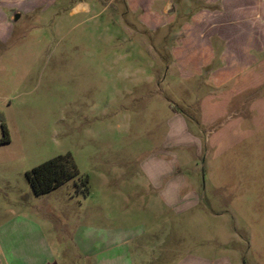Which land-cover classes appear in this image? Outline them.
<instances>
[{
  "label": "rangeland",
  "instance_id": "374dc122",
  "mask_svg": "<svg viewBox=\"0 0 264 264\" xmlns=\"http://www.w3.org/2000/svg\"><path fill=\"white\" fill-rule=\"evenodd\" d=\"M14 1L0 7V221L13 211L98 225L99 215L126 213L153 228L139 241L163 264L188 254L264 264V0L257 63L223 85L212 76L225 66L219 23L248 0L154 7L176 19L171 26L144 21L146 0L139 9L126 0ZM208 35L216 57L195 60L199 74L187 58L206 52ZM65 155L89 194L69 182L36 196L26 173Z\"/></svg>",
  "mask_w": 264,
  "mask_h": 264
},
{
  "label": "crops",
  "instance_id": "0c3cea01",
  "mask_svg": "<svg viewBox=\"0 0 264 264\" xmlns=\"http://www.w3.org/2000/svg\"><path fill=\"white\" fill-rule=\"evenodd\" d=\"M139 1L126 0V3L130 8L139 9ZM174 2L146 0L145 10L149 13L144 17V21L155 26L173 25L176 21L174 17L165 19L152 11L154 7L168 11ZM11 4L15 5L17 2L0 0L1 8ZM260 4V0H248L242 4L238 2L236 18L222 17L219 23L220 35L216 37L220 43H224L220 59L225 66L221 69L220 77H217L215 72L212 73L217 83L223 85L229 79H237L238 75L251 70L257 63L256 54H260L258 43L262 27ZM82 7L90 13L93 6L84 4ZM12 11L14 10L10 12ZM12 17L13 20L17 19V16ZM154 19H157V22L154 23ZM212 24L206 22L208 26ZM213 38V35L204 38L206 43L203 50L206 52L199 51L187 58L189 66L192 65L199 74H202L203 70L193 66L194 61L203 59V65L208 66L216 57ZM194 41L199 42L197 39ZM175 182L176 185L172 186L173 192L176 186L181 187L179 181ZM186 183L190 185V182ZM175 197L178 199L179 195H174L172 199ZM11 214L12 217L7 221H0V264H163L167 259L166 256H152L149 243L143 245L139 241L145 235H152L153 228L133 226L126 213L120 217L110 213L99 215L98 225L91 224L88 219L78 215L75 220L58 226L40 221L27 213L18 214L11 211ZM204 262V257L188 254L177 264Z\"/></svg>",
  "mask_w": 264,
  "mask_h": 264
},
{
  "label": "trees",
  "instance_id": "16d2710c",
  "mask_svg": "<svg viewBox=\"0 0 264 264\" xmlns=\"http://www.w3.org/2000/svg\"><path fill=\"white\" fill-rule=\"evenodd\" d=\"M4 127L2 143H9L8 130ZM27 181L36 196H44L61 188L69 182H76L78 191H83L87 196L88 177L80 176L77 166L70 155L59 156L51 159L26 173Z\"/></svg>",
  "mask_w": 264,
  "mask_h": 264
}]
</instances>
